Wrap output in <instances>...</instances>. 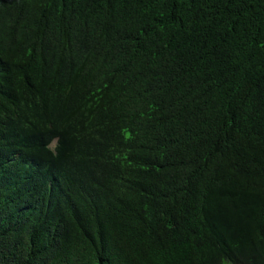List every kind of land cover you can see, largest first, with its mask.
<instances>
[{"label":"trees","instance_id":"16d2710c","mask_svg":"<svg viewBox=\"0 0 264 264\" xmlns=\"http://www.w3.org/2000/svg\"><path fill=\"white\" fill-rule=\"evenodd\" d=\"M0 264H264V0H0Z\"/></svg>","mask_w":264,"mask_h":264}]
</instances>
